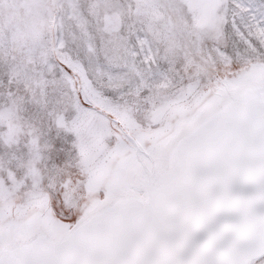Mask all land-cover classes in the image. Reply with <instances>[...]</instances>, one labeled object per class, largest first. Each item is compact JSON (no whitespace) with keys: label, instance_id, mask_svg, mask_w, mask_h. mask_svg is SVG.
<instances>
[{"label":"snow or ice","instance_id":"obj_1","mask_svg":"<svg viewBox=\"0 0 264 264\" xmlns=\"http://www.w3.org/2000/svg\"><path fill=\"white\" fill-rule=\"evenodd\" d=\"M0 264H264V0H0Z\"/></svg>","mask_w":264,"mask_h":264}]
</instances>
